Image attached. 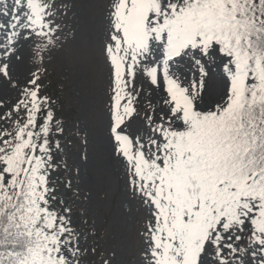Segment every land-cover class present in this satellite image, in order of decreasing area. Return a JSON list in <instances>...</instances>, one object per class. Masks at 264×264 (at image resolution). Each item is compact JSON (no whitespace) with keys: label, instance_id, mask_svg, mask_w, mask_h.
Listing matches in <instances>:
<instances>
[{"label":"snow or ice","instance_id":"snow-or-ice-1","mask_svg":"<svg viewBox=\"0 0 264 264\" xmlns=\"http://www.w3.org/2000/svg\"><path fill=\"white\" fill-rule=\"evenodd\" d=\"M66 14L60 0H0V77L22 49L43 64ZM108 17L109 136L142 213L136 264H264V0H109ZM38 73L18 138L0 140V264H114L60 191L63 121Z\"/></svg>","mask_w":264,"mask_h":264},{"label":"rangeland","instance_id":"rangeland-1","mask_svg":"<svg viewBox=\"0 0 264 264\" xmlns=\"http://www.w3.org/2000/svg\"><path fill=\"white\" fill-rule=\"evenodd\" d=\"M60 2L67 12L58 18L62 39L44 63L37 65L35 58L22 49L24 58L13 62L10 78L0 77V114L10 115V119H0V140L7 132L16 138L15 122L22 119L30 103L34 106L35 89L27 82L39 67L41 95L51 92L54 100L60 95L61 108L68 119L64 126L68 140L62 146L61 161H66V180L71 179L72 187L66 191L61 184L60 191L78 213L89 219L88 227H94L96 235L89 237L90 243H95L105 255L115 249L114 264H136L142 247V213L129 206L124 167L113 157L109 136L113 84L105 54L110 31L109 0ZM116 63L122 72L119 61ZM47 82H52L51 88ZM137 84L150 87L143 78ZM215 89L214 80L206 81L205 91L212 93ZM144 99L147 97L142 95L141 103ZM84 153L86 161L81 158Z\"/></svg>","mask_w":264,"mask_h":264},{"label":"trees","instance_id":"trees-1","mask_svg":"<svg viewBox=\"0 0 264 264\" xmlns=\"http://www.w3.org/2000/svg\"><path fill=\"white\" fill-rule=\"evenodd\" d=\"M46 86L47 87H49V88H51V86H52V82H47V84H46ZM46 96H48V97H52L51 96V92H49V93H47V94H45ZM52 99V101H53V103H52V109L54 110V112H55V116L59 119V120H62L63 121V127L65 126V124H66V122H67V116L65 115V113H63V110H62V108H61V102H62V98H61V96L59 95V99L57 100V99H53V98H51ZM19 125H18V127H17V136H16V138H18V133H19ZM67 133H68V131L67 130H65L64 129V134H63V136L62 137H60V141H61V145L63 146V144L64 143H66L67 142V140H68V136H67ZM53 139H55V137H53ZM57 161L59 162V161H61V152L60 153H58L57 154ZM57 179L61 182V184L63 185V183L64 182H66L67 180H66V173H65V171H64V168H63V163H61V171H60V173H58V175H57ZM60 184V185H61ZM100 250V249H99ZM101 251V250H100Z\"/></svg>","mask_w":264,"mask_h":264}]
</instances>
